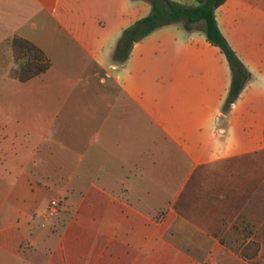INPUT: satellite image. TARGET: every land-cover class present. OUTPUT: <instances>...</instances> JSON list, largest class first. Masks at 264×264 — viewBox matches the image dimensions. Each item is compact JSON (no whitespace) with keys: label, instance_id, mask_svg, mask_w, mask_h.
<instances>
[{"label":"crops","instance_id":"0c3cea01","mask_svg":"<svg viewBox=\"0 0 264 264\" xmlns=\"http://www.w3.org/2000/svg\"><path fill=\"white\" fill-rule=\"evenodd\" d=\"M36 1L46 10L54 6L50 34L76 44L107 87L94 92L80 123L59 109L44 129L3 128L20 138L6 133L0 142V178L9 195L0 231L8 262L0 264H264L263 247L252 259L242 254L250 242H264V215L259 227L245 216L250 190L206 181L232 179L239 164L264 156V0H227L216 12L252 74L228 114L232 72L203 31L161 27L116 63L124 30L151 14L148 0ZM92 5L99 7L85 10ZM57 179L67 180L61 193L81 196L82 214L77 224L50 221L38 230L29 212L54 193ZM12 195L21 196L17 203ZM235 195L244 201L234 203ZM73 225L80 234L70 232ZM26 248L38 254L28 259Z\"/></svg>","mask_w":264,"mask_h":264},{"label":"rangeland","instance_id":"374dc122","mask_svg":"<svg viewBox=\"0 0 264 264\" xmlns=\"http://www.w3.org/2000/svg\"><path fill=\"white\" fill-rule=\"evenodd\" d=\"M97 6L92 5L85 10L96 11ZM53 9L54 6H49L47 10L43 9L36 0H0V142L6 133L16 137L15 141L20 138V132H6L3 128L30 123L44 129L53 117L54 111L59 109L72 112L73 122L80 123L82 114L90 107V103L94 102V92L107 87L99 83V78L92 76L94 68L86 59V54L76 44L65 35L56 38L50 34L49 25L51 23L54 25L50 14H56ZM15 35L37 41L53 65L52 69L37 77L29 85L7 78V73L9 75L14 67L12 39ZM49 77L52 78L50 84L45 82ZM37 84L41 85L36 87V91L29 90V86H38ZM225 167L228 166H222ZM235 170V177L232 179L219 177L206 181L216 187L234 186L250 190L251 194L248 197L251 205L249 211H245V216L249 213L252 225L259 227L264 215V156L258 163L249 166L239 164ZM53 182H57V190L55 189L52 194L43 195L37 209L29 212L32 224L38 230L45 229L50 221L51 223L58 221L61 228L68 222L77 224L79 215L82 214V210L77 212L76 208L81 196L61 193L66 187L67 180L57 179ZM4 183L5 181L0 178V231L7 227L4 216L8 211L4 206V200L9 195L6 193ZM19 197L21 196L12 195V202L17 203ZM54 199L59 201L58 212L47 220V211ZM187 199L193 201L194 195L187 194ZM243 201L241 197L235 195L234 203L241 204ZM71 230L74 234H80L76 226L70 229V232ZM260 230L264 234V226ZM259 246L260 250L264 248V242H259ZM80 247L81 244H76V253L81 252ZM23 253L28 259H33L38 254L29 248L23 249ZM6 256V251L0 247V260L6 261Z\"/></svg>","mask_w":264,"mask_h":264},{"label":"trees","instance_id":"16d2710c","mask_svg":"<svg viewBox=\"0 0 264 264\" xmlns=\"http://www.w3.org/2000/svg\"><path fill=\"white\" fill-rule=\"evenodd\" d=\"M149 2L152 6L151 14L124 30L113 54L114 62L127 61L134 45L161 27L181 23L188 31L201 30L209 43L225 55L232 72V83L223 106V112L228 114L251 80L252 74L219 28L216 12L227 0H198L196 5H185L173 0ZM12 52L14 67L9 72L11 79L27 83L52 68L46 52L24 37H13ZM259 250L258 242H250L243 248L242 254L252 259Z\"/></svg>","mask_w":264,"mask_h":264},{"label":"built area","instance_id":"2783aa9c","mask_svg":"<svg viewBox=\"0 0 264 264\" xmlns=\"http://www.w3.org/2000/svg\"><path fill=\"white\" fill-rule=\"evenodd\" d=\"M58 206H59V201L57 199L51 201L47 211V217H46L47 220L53 218L57 214Z\"/></svg>","mask_w":264,"mask_h":264}]
</instances>
